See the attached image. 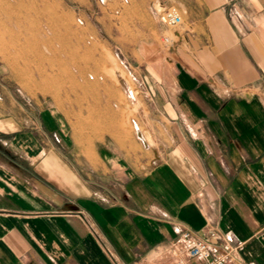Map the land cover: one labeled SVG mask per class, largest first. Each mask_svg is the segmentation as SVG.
I'll return each mask as SVG.
<instances>
[{
	"label": "crops",
	"instance_id": "1",
	"mask_svg": "<svg viewBox=\"0 0 264 264\" xmlns=\"http://www.w3.org/2000/svg\"><path fill=\"white\" fill-rule=\"evenodd\" d=\"M157 1L188 27L140 81L141 143L52 135L0 91V264H179V229L210 226L264 264V0Z\"/></svg>",
	"mask_w": 264,
	"mask_h": 264
},
{
	"label": "rangeland",
	"instance_id": "2",
	"mask_svg": "<svg viewBox=\"0 0 264 264\" xmlns=\"http://www.w3.org/2000/svg\"><path fill=\"white\" fill-rule=\"evenodd\" d=\"M163 9L157 0H0V91L39 122L54 116L52 135L93 142L122 129L141 143L137 130L150 131L140 81L171 72L188 27L182 10L179 26L162 25Z\"/></svg>",
	"mask_w": 264,
	"mask_h": 264
},
{
	"label": "built area",
	"instance_id": "3",
	"mask_svg": "<svg viewBox=\"0 0 264 264\" xmlns=\"http://www.w3.org/2000/svg\"><path fill=\"white\" fill-rule=\"evenodd\" d=\"M159 21L168 28L179 26L183 21L180 8L176 5L164 7ZM175 244L185 255L179 264H244L238 257V247L216 226L201 231L180 228Z\"/></svg>",
	"mask_w": 264,
	"mask_h": 264
},
{
	"label": "bare ground",
	"instance_id": "4",
	"mask_svg": "<svg viewBox=\"0 0 264 264\" xmlns=\"http://www.w3.org/2000/svg\"><path fill=\"white\" fill-rule=\"evenodd\" d=\"M35 74V73H34ZM59 75V74H58ZM40 76L43 77L44 75H42V73H40ZM140 136V135H139Z\"/></svg>",
	"mask_w": 264,
	"mask_h": 264
}]
</instances>
